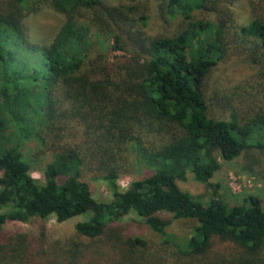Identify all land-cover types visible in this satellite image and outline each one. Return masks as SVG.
<instances>
[{
	"label": "trees",
	"instance_id": "1",
	"mask_svg": "<svg viewBox=\"0 0 264 264\" xmlns=\"http://www.w3.org/2000/svg\"><path fill=\"white\" fill-rule=\"evenodd\" d=\"M235 1L0 0V264H264L260 198L230 206L211 182L219 158L264 176V17L237 24ZM153 5L174 31L147 34ZM45 7L63 22L38 46L24 19ZM92 30L124 55L110 61ZM230 55L251 72L212 97L207 77ZM31 140L47 160L41 183L23 153ZM144 169L121 190L120 176ZM189 175L212 191L207 203L178 186ZM85 177L112 199L96 201ZM131 214L157 238L124 234L117 223ZM80 216L71 237L42 226ZM175 220L195 223L181 242L166 232ZM6 222L40 227L4 236Z\"/></svg>",
	"mask_w": 264,
	"mask_h": 264
},
{
	"label": "rangeland",
	"instance_id": "2",
	"mask_svg": "<svg viewBox=\"0 0 264 264\" xmlns=\"http://www.w3.org/2000/svg\"><path fill=\"white\" fill-rule=\"evenodd\" d=\"M121 0H108L111 5H116ZM125 1V0H124ZM156 7V3H154ZM154 5L149 10L148 26L145 29L148 35L154 36L163 33L174 31L179 21L169 20L165 22L154 9ZM227 11L232 13V16L237 24L246 23L253 13L264 17V0H236L233 4L227 5ZM199 17H207L206 12L198 14ZM63 22V17L54 12L49 7L43 8L39 13L29 15L24 19L26 27V37L30 43L38 46L48 44L58 28ZM92 43L94 48L101 51L110 61H115V57H121L124 52H115L111 49L113 40L109 35L99 34L92 30ZM251 67L241 61V56L230 55L223 61L219 62L216 67L210 72L207 77V92L210 96L223 97L224 93H230L234 87L240 83L251 72ZM219 105V104H218ZM38 151L37 144L31 140L24 144L23 153L31 167V176L41 183L42 169L47 163L45 157H36ZM220 168L217 170L211 182L216 190L217 195L221 200L230 206L240 205L248 195H254L260 198L261 205L264 210V176H254L246 173L243 169L241 158L233 162L223 161L218 159ZM147 169L133 172L132 174L122 175L118 179V184L121 190H126L131 182L139 180L144 176L149 175ZM84 180L88 183L92 197L99 202H108L112 199V195L104 181L85 177ZM180 189L188 191L193 196L200 198L204 203H207L212 198V191L204 185L197 183L191 177L185 182H178ZM161 217L170 218L168 213H161ZM85 220L84 216L75 217L68 221L57 223L53 217L48 218L42 223L46 229V234L51 239H62L74 235V226L76 223ZM121 226L124 234L130 237H143L145 239H156V235L150 232L141 220L135 215L125 216L117 223ZM195 223L191 220H175L167 228L166 232L173 237L177 242H181L191 235ZM40 224L34 222L24 224L20 222H6L2 227V235L21 232L27 234H36L39 231Z\"/></svg>",
	"mask_w": 264,
	"mask_h": 264
}]
</instances>
